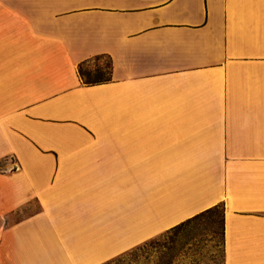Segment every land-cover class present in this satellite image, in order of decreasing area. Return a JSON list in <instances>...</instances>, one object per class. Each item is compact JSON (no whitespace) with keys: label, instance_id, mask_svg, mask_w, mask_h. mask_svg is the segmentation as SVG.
Segmentation results:
<instances>
[{"label":"crops","instance_id":"1","mask_svg":"<svg viewBox=\"0 0 264 264\" xmlns=\"http://www.w3.org/2000/svg\"><path fill=\"white\" fill-rule=\"evenodd\" d=\"M215 207L221 264H264V0H0V264H104Z\"/></svg>","mask_w":264,"mask_h":264},{"label":"rangeland","instance_id":"2","mask_svg":"<svg viewBox=\"0 0 264 264\" xmlns=\"http://www.w3.org/2000/svg\"><path fill=\"white\" fill-rule=\"evenodd\" d=\"M89 81L108 77L109 59L94 57L80 65ZM221 207L182 228L151 239L130 254L104 264H221Z\"/></svg>","mask_w":264,"mask_h":264},{"label":"trees","instance_id":"3","mask_svg":"<svg viewBox=\"0 0 264 264\" xmlns=\"http://www.w3.org/2000/svg\"><path fill=\"white\" fill-rule=\"evenodd\" d=\"M97 57H101V56H97ZM110 70H111V62L109 61V72H108V77L103 78V79L94 80V81H89L88 78H87V74H85V73H83V72L81 71L80 66H79V69H78V71H79V76H80L81 80L83 81V83H85V84H94V83H100V82L108 81L109 78H110ZM215 208H217V207H215ZM188 222H189V221H187V223H185V225H183V226H181V227H179V228H182V227L187 226L188 224H190V223H188ZM179 228H178V229H179Z\"/></svg>","mask_w":264,"mask_h":264}]
</instances>
